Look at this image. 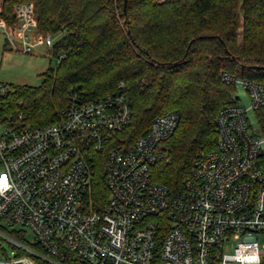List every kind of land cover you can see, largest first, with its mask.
I'll return each mask as SVG.
<instances>
[{"label":"built area","instance_id":"1","mask_svg":"<svg viewBox=\"0 0 264 264\" xmlns=\"http://www.w3.org/2000/svg\"><path fill=\"white\" fill-rule=\"evenodd\" d=\"M12 13L14 27L0 18V28L14 29L28 52L33 5ZM44 42L52 46L50 34ZM220 79L241 86L246 104L232 94L218 109L216 144L197 151L174 190L154 180L153 166L178 116L157 115L129 137L121 83L93 98L72 91L53 123L0 120L10 125L0 129V264H264V130L255 117L264 88L228 72Z\"/></svg>","mask_w":264,"mask_h":264},{"label":"trees","instance_id":"2","mask_svg":"<svg viewBox=\"0 0 264 264\" xmlns=\"http://www.w3.org/2000/svg\"><path fill=\"white\" fill-rule=\"evenodd\" d=\"M0 1V18L10 28L17 23L13 4L31 3L40 32L62 33L52 47L63 55L38 86L0 85V120L53 123L72 91L93 98L121 83L131 103L129 137L157 115L178 116L153 166L154 180L171 190L189 176L197 151L216 144V113L233 103L235 89L221 74L264 88V0ZM255 117L264 130V105ZM96 166L94 183L102 186L99 156Z\"/></svg>","mask_w":264,"mask_h":264},{"label":"rangeland","instance_id":"3","mask_svg":"<svg viewBox=\"0 0 264 264\" xmlns=\"http://www.w3.org/2000/svg\"><path fill=\"white\" fill-rule=\"evenodd\" d=\"M17 34L14 29L0 28V85L38 86L41 83V74L49 67L55 66L56 56L53 54V47L46 46L44 42L46 34L40 32L35 25H32L30 31L27 32L30 47L28 52L22 50L21 38ZM50 36L52 45H55L62 33ZM59 54L61 53L57 56ZM1 92L2 87L0 86ZM233 94L246 104L245 91L241 86H236ZM18 125L19 121H16L14 126ZM8 127H10L8 123L0 125V129Z\"/></svg>","mask_w":264,"mask_h":264},{"label":"clouds","instance_id":"4","mask_svg":"<svg viewBox=\"0 0 264 264\" xmlns=\"http://www.w3.org/2000/svg\"><path fill=\"white\" fill-rule=\"evenodd\" d=\"M0 183H3L2 179H0Z\"/></svg>","mask_w":264,"mask_h":264},{"label":"water","instance_id":"5","mask_svg":"<svg viewBox=\"0 0 264 264\" xmlns=\"http://www.w3.org/2000/svg\"><path fill=\"white\" fill-rule=\"evenodd\" d=\"M125 2V1H124Z\"/></svg>","mask_w":264,"mask_h":264}]
</instances>
